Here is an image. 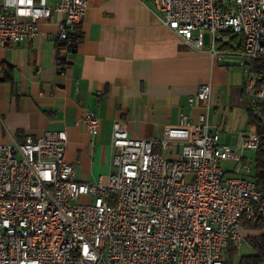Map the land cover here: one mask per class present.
<instances>
[{"label":"built area","instance_id":"obj_1","mask_svg":"<svg viewBox=\"0 0 264 264\" xmlns=\"http://www.w3.org/2000/svg\"><path fill=\"white\" fill-rule=\"evenodd\" d=\"M147 1L192 48L204 50L208 32L211 52L241 58L244 102L264 120V0ZM89 5L3 0L0 44L32 40L56 10L64 15L58 39L71 51ZM211 95L205 82L189 102L207 106ZM84 121L90 133L99 128L93 110ZM68 140L66 130H47L0 144V264H224L229 245L239 251L246 242L242 220L256 216L263 191L228 175L227 163L252 170L243 152L259 147L255 131L241 132L239 152L206 112L197 121L181 112L158 139L133 137L116 120L113 170L91 183L77 179ZM156 145L180 151L166 156Z\"/></svg>","mask_w":264,"mask_h":264},{"label":"crops","instance_id":"obj_2","mask_svg":"<svg viewBox=\"0 0 264 264\" xmlns=\"http://www.w3.org/2000/svg\"><path fill=\"white\" fill-rule=\"evenodd\" d=\"M58 1L48 0L53 7ZM63 18L54 10L32 40L0 44V144L66 130V158L77 179L91 183L113 170L116 120L133 137L158 139L181 112L194 121L206 112L212 128L237 150L241 132L254 131L244 105L241 58L214 54L210 42L204 50L192 48L152 2L90 0L80 24L83 37L75 50L60 53ZM205 82L212 85L209 104H191L189 97ZM88 110L100 119L95 133L84 121ZM160 150L175 156L180 145Z\"/></svg>","mask_w":264,"mask_h":264},{"label":"trees","instance_id":"obj_3","mask_svg":"<svg viewBox=\"0 0 264 264\" xmlns=\"http://www.w3.org/2000/svg\"><path fill=\"white\" fill-rule=\"evenodd\" d=\"M75 42L70 45L71 50H75L79 41L83 37V32L80 25L76 27L74 32ZM237 38V36L235 37ZM58 50L60 53L65 49V43L58 39ZM230 47L228 44L224 45V48ZM248 114V125L254 128V131L260 138V144L255 149L254 165L249 173L243 175L252 178L263 191V196L259 204V210L253 218H243L242 229L246 238V244L253 250L252 253L244 254L240 257L237 264H264V120H262L253 110L245 104ZM246 156H244V159ZM244 243V244H245ZM228 257H225L224 264H235L233 261L234 255L237 252L233 245H229L225 251Z\"/></svg>","mask_w":264,"mask_h":264},{"label":"rangeland","instance_id":"obj_4","mask_svg":"<svg viewBox=\"0 0 264 264\" xmlns=\"http://www.w3.org/2000/svg\"><path fill=\"white\" fill-rule=\"evenodd\" d=\"M209 33L206 32V35H205V45L207 48H209ZM244 105H245V102H244ZM249 129H252L251 127H249ZM221 142L222 143H225V140L221 139ZM160 150V149H158ZM162 151V150H160ZM238 151L240 152V150L238 149ZM164 152V151H163ZM243 155H245L247 157V159H250L251 160V163L252 165H254V156H255V151L254 150H244L243 152ZM234 162L233 163H227V167L229 168L228 169V175H243L245 173L244 169L242 168V162L235 165L234 166ZM234 168V169H233ZM233 169V170H232ZM243 231L246 232V230L243 228ZM234 247V246H233ZM235 248V247H234ZM235 250H237L235 248ZM253 250L245 243L242 245L241 249L235 253L234 255V258H233V261L235 264H237L239 262V259L242 255L244 254H249V253H252ZM225 257H228L227 256V253L225 252Z\"/></svg>","mask_w":264,"mask_h":264}]
</instances>
